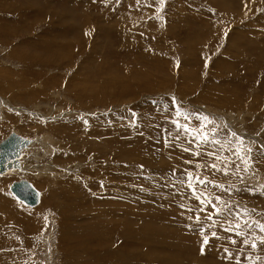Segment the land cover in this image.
Segmentation results:
<instances>
[{"label": "rangeland", "instance_id": "1", "mask_svg": "<svg viewBox=\"0 0 264 264\" xmlns=\"http://www.w3.org/2000/svg\"><path fill=\"white\" fill-rule=\"evenodd\" d=\"M202 115L219 143L173 123L194 133ZM10 132L31 144L0 185L38 217L5 213L0 264H264V0H0ZM20 179L37 206L10 195Z\"/></svg>", "mask_w": 264, "mask_h": 264}, {"label": "water", "instance_id": "2", "mask_svg": "<svg viewBox=\"0 0 264 264\" xmlns=\"http://www.w3.org/2000/svg\"><path fill=\"white\" fill-rule=\"evenodd\" d=\"M30 143L26 138L10 132L0 141V175L11 170H19L21 151ZM9 193L28 207H34L39 202V192L29 182L20 179L12 182L8 187Z\"/></svg>", "mask_w": 264, "mask_h": 264}, {"label": "bare ground", "instance_id": "3", "mask_svg": "<svg viewBox=\"0 0 264 264\" xmlns=\"http://www.w3.org/2000/svg\"><path fill=\"white\" fill-rule=\"evenodd\" d=\"M79 25V24H78ZM80 26V25H79ZM72 27V26H71ZM6 29V28H5ZM56 29V28H55ZM66 30V29H65ZM6 32V31H5ZM75 32V31H74ZM4 33V32H3ZM13 33V32H12ZM11 34V33H10ZM3 36H5V33L3 34ZM6 37V36H5ZM83 37V36H82ZM236 37V36H235ZM49 46V45H48ZM48 46H46V45H44V47L46 48V47H48ZM57 50H60L59 48L57 49ZM41 52H43V51H41ZM44 53V52H43ZM64 55V54H63ZM42 57V56H41ZM83 58V57H82ZM50 59V58H49ZM40 60V59H39ZM3 73V72H2ZM16 79V78H15ZM144 79V78H143ZM7 83V82H6ZM9 83V82H8ZM11 84V83H10ZM8 84H6V86H7ZM105 85V84H104ZM5 86V87H6ZM10 87H11V85H10ZM95 90V89H94ZM102 90V89H101ZM103 90H104V88H103ZM20 93V92H19ZM79 94V93H78ZM97 94V93H96ZM95 95V94H94ZM98 95H100V94H98ZM32 96H33V94H32ZM103 96V95H102ZM36 97V96H35ZM98 97V96H97ZM97 97H95V98H97ZM34 99V98H33ZM99 99H101V98H99ZM38 109V108H37ZM24 113V112H23ZM2 117V116H1ZM110 118V117H109ZM44 138V137H43ZM29 140V139H28ZM47 141H48V139H47ZM40 143H42V142H40ZM50 143H52V142H50ZM31 144V143H30ZM30 144H28L27 145V147L30 145ZM37 144H39V143H37ZM43 145H46V144H44L43 143ZM54 145V144H53ZM32 146V145H31ZM30 146V147H31ZM38 146V145H37ZM26 147V148H27ZM36 147V146H35ZM39 147H41V146H39ZM44 147V146H43ZM40 149V148H39ZM42 149H44V148H42ZM51 150V149H50ZM47 154H48V152H47ZM20 161V160H19ZM19 167H20V165H19ZM218 171V170H217ZM29 172V171H28ZM8 174V173H7ZM41 175V174H40ZM157 177V176H156ZM37 178H39V177H37ZM114 181V180H113ZM28 182V181H27ZM103 182V181H102ZM30 183V182H29ZM114 183L115 184H117L115 181H114ZM31 184V183H30ZM31 186L34 188V186L31 184ZM104 187V186H103ZM111 188V187H110ZM163 188V187H162ZM35 189V188H34ZM101 189H103V188H101ZM109 189V188H108ZM111 189H113L114 190V188H111ZM165 189V188H164ZM100 190V189H99ZM106 190V189H105ZM110 190V189H109ZM108 190V191H109ZM101 191V190H100ZM102 192V191H101ZM114 192V191H113ZM117 192V191H116ZM119 192V191H118ZM119 195V194H118ZM116 197V196H115ZM40 193H39V202H40ZM72 199V196H70V200ZM98 200H100V199H98ZM68 201H69V197H68ZM112 201V200H111ZM119 201V200H118ZM39 202H38V204H39ZM37 204V205H38ZM54 204H56L55 202L52 204V205H54ZM105 204H107L108 205V203H105ZM111 204V203H110ZM36 205V206H37ZM73 205V204H72ZM77 206H74L75 207V209H76V212H79V214L77 213V218H76V221L78 220V216H81V214H82V212L84 211V209H85V207H83V206H85V204L84 203H82V205H80V206H78V204H76ZM109 206V205H108ZM107 206V207H108ZM28 207V206H27ZM35 207V206H34ZM74 207H73V209H74ZM9 209H11L10 210V212L13 210V214L15 215V218H11V219H13L14 221H15V224H22V222L23 221H25V220H29V221H27L26 223L27 224H29L30 222L32 223V221H34L35 219H36V217H38V215L35 213V215H34V212L33 211H25L24 209H22V208H20V207H18L14 202H12L8 197H7V195H6V193H5V190H4V188H3V185L1 184L0 185V212H1V216H0V228H2V229H4L6 226L4 225V222H5V217H4V215H5V213H7L8 212V210ZM73 209H67V210H69V212H71V210L72 211H74ZM108 211H106L105 212V210L104 209H100V212H101V216H103V214H104V217L107 219V217H108V220H114V219H117V218H120V215L123 213V212H120V209H122V207H119V208H115V210L116 211H113V209L112 208H110V207H108ZM67 210L66 209H59V212H61L62 214H64L63 215V217L65 216L66 217V214H69V212H67ZM89 210H86L85 212H88ZM113 211V212H112ZM75 212V213H76ZM74 214V213H73ZM73 214H71V217L73 216ZM34 215V216H33ZM82 215H86V214H82ZM114 215V216H113ZM31 216H33V217H31ZM27 217H31V219L30 218H27ZM39 218H41L42 219V216L41 217H39ZM73 220V218H70V217H66V218H64V222H67V221H70V220ZM108 220H106V221H108ZM118 220H120V219H118ZM73 223V222H72ZM101 224H103V223H101ZM100 224V225H101ZM118 225V224H117ZM104 226V225H103ZM69 229V228H68ZM111 229V228H110ZM118 228H115V229H112L111 231H115V230H117ZM148 229V228H147ZM70 231V230H69ZM68 231V232H69ZM77 231V229L74 227V231H73V233L74 232H76ZM154 232V231H153ZM159 232V231H158ZM66 233V232H65ZM70 233H71V231H70ZM140 233V232H139ZM142 235H145V236H149L148 234V231L146 230V228H144L143 230H142ZM145 233V234H144ZM72 234V233H71ZM137 234V233H136ZM156 234V233H155ZM1 235H3V234H1ZM0 235V236H1ZM4 236H6V238L9 236H7L6 234H4L3 236H2V238H0V240H2V239H4L3 237ZM63 236V235H62ZM64 236H66V235H64ZM118 236V235H117ZM132 236V235H131ZM10 237V236H9ZM8 237V238H9ZM142 237V236H141ZM155 237V236H154ZM109 238V237H108ZM132 238V237H131ZM137 238V237H136ZM144 238V237H143ZM150 238H152L151 237V235H150ZM156 238V237H155ZM161 238V237H160ZM118 239V238H117ZM132 239H134V238H132ZM153 239V238H152ZM8 240V239H7ZM64 240V237H63V239L61 238V240L60 241H63ZM70 240V239H69ZM119 240V239H118ZM139 240V239H138ZM147 240H148V238H147ZM150 240V239H149ZM161 240V239H160ZM3 241L4 240H2V243H3ZM145 241V240H144ZM157 241V240H156ZM149 242V241H148ZM162 242V241H161ZM5 243V242H4ZM8 243V242H7ZM13 243V242H12ZM114 243V242H113ZM124 243V242H123ZM122 243V244H123ZM137 243V242H136ZM9 244V243H8ZM118 245V244H117ZM113 246H114V244H113ZM120 246V245H119ZM2 247V245L0 244V248ZM7 248L9 247L8 245L6 246ZM123 247V246H122ZM6 248V249H7ZM113 248V247H112ZM111 249V248H110ZM120 250H122L121 248H119ZM119 249H117L116 251L118 252V250ZM119 250V251H120ZM2 251V250H1ZM110 252V251H109ZM121 252V251H120ZM119 252V253H120ZM123 254V253H122ZM1 255V254H0ZM111 255H113V254H111ZM124 258V257H123ZM2 259V258H1Z\"/></svg>", "mask_w": 264, "mask_h": 264}, {"label": "snow or ice", "instance_id": "4", "mask_svg": "<svg viewBox=\"0 0 264 264\" xmlns=\"http://www.w3.org/2000/svg\"><path fill=\"white\" fill-rule=\"evenodd\" d=\"M159 3H160L161 8H162L163 7V4H164V0H159ZM177 115L179 116L180 113L177 112ZM198 119L200 121V126L196 130H194V133L186 125H180L178 121H173V123H176L177 128L178 129H181L182 128L185 133L194 134V138L198 137V139H197V143L198 144H201V143H219V141L214 138L216 136V133H217V129L215 127L211 129V133H212L211 136H209L208 133L205 131V129H207L208 124L213 123V120L210 117L203 116V115L202 116H199ZM85 123H86V121H85ZM231 135L232 136H235L236 134L235 133H231ZM189 142L191 143V141H189ZM184 150L185 151H188V149H184ZM248 151L251 152L252 149H249ZM195 154L198 155L199 153H195ZM236 155L239 156V151H237ZM240 159L242 160V162L245 163V169L244 170L247 171L248 168H249L248 161L245 160L243 156H240ZM211 167L216 168V165L213 164V165H211ZM217 170L219 171L220 169H217ZM224 174L225 175L228 174V172H227V166H225ZM188 175H189V185L188 186L189 187H192L191 180L193 179V177H192L191 173H189ZM196 181H197V183H200V184L212 183L211 181L201 180L198 177L196 178ZM214 186L220 187L219 185H214ZM262 194H264V193H262ZM201 195L202 194H197L195 192V189H193V196H194V198H196V199L199 200L201 198ZM217 199H219V198H217ZM200 211H203V208H201ZM45 219H47V217H45ZM207 219L211 220L212 219L211 215H209L207 217ZM199 221H200V218L197 217V223H199ZM244 223H247V222H244ZM240 227H241V224L240 223H237V224L234 225V227L232 225H230L228 228H225L224 230L227 231V232H231V231L234 230V228L235 229H240ZM248 227H251V225L249 224ZM257 227L260 229V231L264 232V224L257 223ZM200 231H201V235L204 238L203 239V244L201 245V252L203 253L204 245L208 244L209 237L204 234L203 229H201ZM236 235L239 236V235H242V233L240 231H236ZM212 236L213 237H216V233L213 232L212 233ZM229 239L231 240L230 237H229ZM259 239H260V242L261 243H264V237H261ZM231 242L232 243H236L235 240H231ZM244 243L247 244V243H249V241L248 240H245ZM251 246L253 248H256L257 247L256 242L253 241Z\"/></svg>", "mask_w": 264, "mask_h": 264}]
</instances>
